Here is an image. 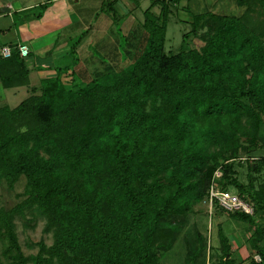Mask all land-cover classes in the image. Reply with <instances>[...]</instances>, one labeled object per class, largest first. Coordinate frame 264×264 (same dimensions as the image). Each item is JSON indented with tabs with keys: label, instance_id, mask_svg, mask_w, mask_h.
Masks as SVG:
<instances>
[{
	"label": "trees",
	"instance_id": "16d2710c",
	"mask_svg": "<svg viewBox=\"0 0 264 264\" xmlns=\"http://www.w3.org/2000/svg\"><path fill=\"white\" fill-rule=\"evenodd\" d=\"M52 1L34 6V16ZM179 1H150L126 36L129 64L122 69L79 85L74 78L63 81L57 69L19 104L0 107V181L12 188L21 176L26 180L24 200L0 208L7 251L17 252L11 264H27L12 219L32 204L54 237L44 249L48 257L40 252L32 264H157L158 252L175 237L178 217L212 182L236 187L254 214H264V183H241L230 162L244 143L247 151L258 145L264 122V0H233L244 7L240 15L193 14L183 40L198 34L203 44L166 53L168 17ZM116 2L101 5L114 21ZM130 41H137L136 54ZM10 46L9 57L0 54L4 88L29 82L24 58ZM216 170L221 176L215 180ZM229 215L255 228L254 241H264V225L252 215ZM219 236L223 257L217 264H239L227 237ZM198 240L186 264L203 250ZM260 242L251 249L261 261L249 264H264Z\"/></svg>",
	"mask_w": 264,
	"mask_h": 264
},
{
	"label": "rangeland",
	"instance_id": "374dc122",
	"mask_svg": "<svg viewBox=\"0 0 264 264\" xmlns=\"http://www.w3.org/2000/svg\"><path fill=\"white\" fill-rule=\"evenodd\" d=\"M95 1L99 2L98 0H81V2L76 5V10L77 8H80V10L85 9ZM103 1L104 0H102V2ZM150 1L151 0H119L115 3L117 11L115 21L112 15L100 9H97L95 14L91 12L79 18L86 20L89 14L91 17L99 16L102 20L99 18L95 23L92 22V25H94L93 29L96 27V32L90 31L92 35L96 33L94 37H90L89 34L82 36V27L78 26L77 23L74 24L75 27H73L72 30L73 35L68 41V49H71L72 52L62 60L61 58L55 60L61 61L56 63V65H64L63 68H57L60 69L59 71L65 73L62 74V80L70 82V79L74 78L75 84H84L97 75L118 71L129 64V58L123 55L128 42L126 36L130 35V33H133L132 31L134 29L138 28L143 20V11L150 5ZM7 2L11 3V5L16 8L20 4H33V6H36L44 2V0H0V10L6 8L3 5ZM197 2H199V0H195V2L181 0L177 5L172 7L165 33L164 49L166 53H176L182 48H199L203 44L198 34H191L185 41L183 40V34L191 29L190 17L192 13L207 10V7H203L200 3L196 5ZM187 3L189 6H187V8H182L186 6ZM204 3L209 5L210 0H205ZM37 9L38 8L32 9L33 13L38 12ZM152 10L157 13L159 11V6L153 7ZM243 10L244 7H240L233 0H229L226 14L240 15ZM85 11L87 12L88 10ZM103 15L107 19H105ZM76 16H78V14H76ZM251 16L256 18L257 14L253 13ZM21 18V14L14 15V26L17 27L19 25ZM108 21L111 23L109 22L106 24ZM99 24H101L103 29H98ZM11 26H13V22L8 18L0 17V28ZM13 34L14 30H11L9 33L0 37L5 40L13 36ZM80 36H82L81 39ZM58 42L61 43L62 41ZM130 42L136 44V46L130 48V50L136 54L139 50L137 41ZM61 47V44L57 45L56 48L59 49L56 51L60 50ZM49 56L50 55H47L46 58H44L45 60H42V63H53L54 60H51ZM27 60L29 59L27 58ZM42 68L46 67L42 65ZM34 75V70H32V78H34ZM2 91L4 90L0 83V95ZM19 91L20 92L15 97L16 99L14 101H8L6 104L10 107L19 104V100L25 98L22 95L24 90L20 88ZM257 144L256 147L247 151L245 148L247 144L244 143L242 148L239 149L237 158L230 161L233 163V168L235 170L234 177L241 183H248V181L252 179L255 188H258L264 183V167L260 166L264 156V122L259 129ZM218 178L214 179L216 180ZM25 182V177L21 176L14 186L9 188L4 180L0 181L1 209H10L24 200L25 196L21 194L24 191ZM224 190L238 194L236 187L232 185H228ZM251 215L256 223L264 225V214H254L253 210V214ZM177 222L178 228L175 232V237L170 242V247L158 252L157 264H186L189 260V253L195 252L200 244L198 240L199 236L202 237L204 248L199 253L196 260L191 262V264H217L223 257L219 236L220 231L227 237L232 257L236 262L239 264H249L251 259H253L255 263H260L261 261L260 254L254 253L252 250L253 244H258L260 242L254 241L259 236L258 233L255 232V228L246 221L231 217L229 213L222 209L216 202L213 201L210 203L208 191L200 201L192 206L190 212L179 216ZM12 225L20 251L27 259V264H32L33 257L40 252H42L44 257H48L44 249L53 244V231L46 230V218L38 212L35 204L24 206L22 213H15L13 215ZM3 231L4 228H0V264H11L15 261L14 258L17 252L14 249L10 252L7 251L9 242ZM263 242L262 240L260 243ZM42 245H45V248H43ZM256 256L260 257L259 261L255 259Z\"/></svg>",
	"mask_w": 264,
	"mask_h": 264
},
{
	"label": "crops",
	"instance_id": "0c3cea01",
	"mask_svg": "<svg viewBox=\"0 0 264 264\" xmlns=\"http://www.w3.org/2000/svg\"><path fill=\"white\" fill-rule=\"evenodd\" d=\"M98 1L99 2L95 1L91 3L85 9L80 10V8H77L76 10V5H78L81 0H53L49 4V6L43 11L40 18H36L34 16V13L32 11V9H34L33 4H20L16 8H14V6L11 5V3L9 2L3 5L6 8L1 10L0 17L8 18L11 22H13V26L7 27L9 29L7 33H9L11 30H14V34L13 36L6 38L5 40L1 39L0 37V48L4 45L10 46L17 44H26L29 47L28 54L23 57L25 60V64L29 70V82L26 85L16 86L12 88H4L1 85L4 91H2L0 95V107H10L6 103H8V101H14L16 99L15 97L20 92V88L24 90L22 95L26 98L27 96L25 95H29L33 90L38 89L43 80L57 75V68H63L64 65H56V63L61 61L55 60L59 58H61L62 60L69 56L70 52H72L71 49H68V41L73 35L72 30L73 27H75L74 24L77 23L78 26L82 27V36H86V34H89L90 37L96 36V33L93 35L91 33L92 31L96 32V27L93 29L94 25H92V22L95 23L99 18L100 20H102L101 17H91L88 14L86 20L79 18L83 17L87 13L92 12V14H95L97 9L101 10L102 0ZM118 1L119 0H117V2ZM190 1L195 2V0H187V2ZM204 1L205 0H199L196 5H199L200 3L203 5V7L206 6L207 10L192 13V15L205 12H213L219 14L227 13L229 0H210L209 5L204 3ZM187 6H189L188 3L182 8H187ZM85 10L88 11L86 12ZM15 14L22 15L20 23L17 27L14 26L13 21ZM76 14H78V16H76ZM192 15L190 17V23L192 21ZM109 22L110 21L106 22V24H108ZM98 29H103V27H101V24H99ZM5 34H0V36H3ZM82 36H80V39L82 38ZM58 41L62 42L60 43ZM59 43L62 45V47L60 50L56 51L57 49H59L56 48L57 45H60ZM47 55H50L49 57H51V60H54L53 63H42V60L46 58ZM27 58L29 60H27ZM42 65H44L46 68H42ZM32 70H34L35 73V75L33 76L34 78H32ZM21 101L22 100H19L18 103H20Z\"/></svg>",
	"mask_w": 264,
	"mask_h": 264
},
{
	"label": "built area",
	"instance_id": "2783aa9c",
	"mask_svg": "<svg viewBox=\"0 0 264 264\" xmlns=\"http://www.w3.org/2000/svg\"><path fill=\"white\" fill-rule=\"evenodd\" d=\"M16 48L20 56L25 57L29 52V47L26 44H17ZM12 47L4 45L0 48V54L2 57L7 58L11 55ZM221 176L220 171H216L214 178ZM209 202H216L226 212L233 213L237 211L244 212L246 214H253V204L240 197L237 193H231L228 190L220 189L215 182H212L208 189ZM257 261L260 260L259 256H256Z\"/></svg>",
	"mask_w": 264,
	"mask_h": 264
}]
</instances>
